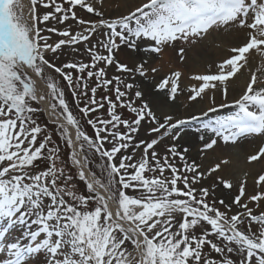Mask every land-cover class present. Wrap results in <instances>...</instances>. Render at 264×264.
Segmentation results:
<instances>
[{"label":"snow or ice","instance_id":"6c2138e0","mask_svg":"<svg viewBox=\"0 0 264 264\" xmlns=\"http://www.w3.org/2000/svg\"><path fill=\"white\" fill-rule=\"evenodd\" d=\"M29 2L26 8L23 0H0V221L7 220L0 230V253L6 250L9 257L3 264H24L42 251L47 254V264H264V174L253 181L255 194H248L245 182H241L233 195L232 181L223 177L206 186L204 181L220 169V164L205 169L195 160L189 161L188 148L179 144L188 126L199 117L177 118L167 112L158 115L136 84L126 83L120 75H107L113 65L130 77H146L149 71H157L145 67L146 61L130 67L116 59L114 53L121 45L139 50L144 42L146 54L159 53L176 41L195 43L213 30L243 32L245 42L231 48L233 55L218 65L216 74L194 77L199 83L192 86L189 99L208 95L214 105L218 85L234 77L248 62L250 51L264 55V0H142L115 18L107 17L99 7L103 0H66L68 7L57 0ZM38 6H52L54 11L38 14ZM77 6L95 19L79 18L74 10ZM70 19L78 27L75 32ZM52 34L62 38L50 43ZM97 34L102 38L90 44ZM81 43L90 63L57 66L55 61L64 47ZM184 51L179 49L181 58ZM57 74L71 89L79 112L94 130L93 136L81 128L70 110L55 79ZM180 77V72L171 73L155 85V90H170L169 99L174 100ZM35 78L46 84L47 94L38 89ZM93 78L96 83L90 87ZM99 88L114 91L115 99L105 95L97 100ZM222 97L221 108L227 106L226 87ZM33 102H47L43 110L71 149V163L79 180L86 182L88 195L77 194L59 147H49L53 136L39 125L36 117L42 107ZM231 103L236 109L232 114L195 129L201 133V141L205 140L203 133L212 134L203 143L204 150L213 149L218 141L227 144L264 136V80L253 72L246 90ZM105 104L108 118H90V114L104 111ZM118 107L127 108L134 119L122 118ZM215 111V107H208L201 115ZM144 125L147 134L155 137L150 141L138 139ZM40 136L43 139L38 143ZM165 138L170 144L167 154L160 155L156 147ZM88 153L106 159L102 171L107 182L89 169ZM176 158L181 167L174 162ZM40 159L50 166L30 174V166ZM248 159H264V147ZM220 187L228 193L226 198L216 196ZM110 202L116 204L115 210ZM233 208L236 212L229 215ZM254 223L259 225L256 231L252 230ZM16 224L38 227L25 232L28 243L5 245L4 234ZM41 234L44 238L38 239ZM206 246L219 258L210 259L204 252Z\"/></svg>","mask_w":264,"mask_h":264},{"label":"bare ground","instance_id":"6f19581e","mask_svg":"<svg viewBox=\"0 0 264 264\" xmlns=\"http://www.w3.org/2000/svg\"><path fill=\"white\" fill-rule=\"evenodd\" d=\"M23 2L26 8L30 7L29 0H23ZM141 2L142 0H103V4L99 5V7L102 8L107 17L115 18L120 14H127L130 9H134ZM90 19H95L94 15ZM243 42H245L243 32L226 28L224 30L210 31L206 37L197 40L195 43L176 41L173 45L164 46L159 53L146 54L143 51V48L146 46L144 42L140 44L137 52L132 51L126 45H121L115 51L117 59L127 63L130 67L146 61L145 67L157 70L154 73L149 71L146 77H140L139 74L135 77L127 76L128 81L126 82L136 84L144 92V99L150 103L158 115L161 112H167L177 118H187L191 115L199 117L188 126L189 131L179 141V144L188 148L187 159L189 161L195 160L196 163L202 164L205 169L215 164H220V169L208 177L204 181V184L206 186L211 185L216 181L217 177L229 179L233 183V195L238 192L241 182H245L248 194H255L254 188L256 186L253 181L258 175L264 174V159L250 161L248 158L256 154L260 147H264V136H249L239 139L236 143L229 142L227 144L218 141L213 149L204 150L203 143L207 142L212 134L203 133L205 140L201 141L199 139L201 133H197L195 129L204 123L232 114L236 109L231 102L238 99L246 90V85L250 82L253 72L256 73L259 79L264 80V55L256 53L254 50L250 51L248 62L239 68L234 77L229 78L225 82V85H218L215 92L216 103L214 105L211 103L208 95H205L203 99L197 98L196 101H191L189 94L193 85L198 86L199 82L194 79L196 75L216 74L218 65L224 59L230 58L233 55L231 48L242 46ZM180 48L185 50L183 58L179 54ZM173 72H180L181 77L178 82V92L175 99L171 100L169 99L170 90L156 91L155 85L163 78L170 76ZM37 82L40 84V90L43 91L46 87L41 84L39 78H37ZM224 87L227 88L228 92L227 106L221 108L219 104L223 100L222 89ZM44 104L47 108L48 105ZM208 107H215L216 111L208 113L207 116L201 115V113L207 112ZM144 130L142 131L144 132L143 139L150 141L152 137L147 134L146 129ZM71 131L74 135V130L71 129ZM223 161H227V163H223ZM227 195L228 193L222 187L216 190V196L219 198H226ZM226 202L231 203V200L226 199ZM250 206L253 207L254 213L258 214L255 204ZM110 207L115 210L116 204L110 202ZM234 209L233 214L236 212V208ZM6 225L7 220L0 221V230L6 227ZM20 228L19 224L9 228L4 234L3 243L7 245L8 243L17 242L15 239L17 240V236L22 233V229ZM38 239H43V236L41 235ZM8 258L6 250L4 253H0V264H3V260ZM38 258L39 255L30 256L24 264H33L32 262L38 260Z\"/></svg>","mask_w":264,"mask_h":264},{"label":"rangeland","instance_id":"374dc122","mask_svg":"<svg viewBox=\"0 0 264 264\" xmlns=\"http://www.w3.org/2000/svg\"><path fill=\"white\" fill-rule=\"evenodd\" d=\"M57 2L64 3V6L68 7V5L66 3V0H57ZM74 10L77 12V16L79 18H82V19H85V20H89L91 18V16H92V14L87 13L86 10H81L78 6ZM47 11H54V8L52 6H49V8H47V9H44L43 7H40V6H38V8H37V13L38 14H43V13H45ZM68 23L72 24L73 32L78 30V27H77V25H76V23L74 21H72L70 19ZM47 26L51 27L52 24L49 23ZM57 27H58V29H62L63 28L62 25H57ZM45 34H47V33H45ZM61 38L62 37L57 35V34H52L51 35V40L49 42L50 43L51 42H58L59 39H61ZM101 38L102 37H101L100 34L95 35L94 37L91 38L90 44L91 43H96ZM90 44H89V46H90ZM72 48H78V50L76 52H73ZM132 51L137 52V50H133V49H132ZM100 52L103 54L104 50L100 49ZM114 55H115V53H114ZM115 57H116V55H115ZM116 59H117V57H116ZM55 62L57 63V66H61L63 63H69V62L90 63V56L85 51L84 43H81L79 46L64 47L63 54H61L56 59ZM99 66L103 67L102 64L99 65ZM73 75L75 76L76 73L74 72ZM84 75H86V73ZM107 75H108V78H111V77L116 76V75H120L122 77V79L125 80V82L128 81V78H127L128 75L117 72L116 68H115V65L108 67ZM55 79L58 82L59 87L64 92L65 100L68 103V105L70 107V110L80 120L81 128L89 136H93L94 135V130L90 126H88L86 124L85 119L83 118L82 114L79 112V109H78V107H77V105L75 103V99L72 96V91H71L70 88H68L66 81H64L61 77H59L58 74L56 75ZM95 83H96V81L93 78L92 80L89 81V86L90 87L91 86H95ZM41 84L44 87H46V88L43 89V91L42 90L41 91L44 92L45 94H47L48 89H47L46 84L43 83V82H41ZM37 87H38V89H40V84L39 83H37ZM41 89H42V87H41ZM135 90L136 89L134 88L132 91L134 92ZM89 95H91L90 92H89ZM105 95L109 96L113 100L115 99L114 91H107L106 92L103 88H99L97 90V94H96L95 98L97 100H100ZM53 102L58 103V101H53ZM140 103H141V101H139V100L136 101L137 105H139ZM33 104H34V106L42 107V111L36 117V119L38 120L39 125L42 128L46 129V134H52L53 141H52V144L49 145V147H52V146L59 147V149H60V159H61V161L64 162V166L66 168L67 174L72 175V177H73L72 183H74L76 185V189L75 190H76L77 194L78 195H85V196L88 195V192H87V189H86V182L79 180V178H78V170L71 163V149L67 146L66 142L60 137L59 132L56 129V125L52 123V120L49 119L46 111L43 110V109H45L44 106L43 105H37L36 102H33ZM82 106H83V104L80 105V107H82ZM106 109H107V104H105V110L104 111L97 112V113H94V114H90V118H94L95 115H102V116H104V118H108ZM117 112L122 115V118H126V119H129V120L134 119V114H132L127 108H119L118 107L117 108ZM142 128H143L142 131H145L144 129L147 130V125H144ZM142 131H140L138 139H143L142 136H143L144 132H142ZM151 137L153 138L154 136H151ZM42 139H43L42 136L38 137V143L41 142ZM169 144H170V140L168 138H165L156 147V151L160 155L167 154V148H168ZM106 147H108V146L106 145ZM45 152H46V150H45ZM88 155H89L90 160H91L90 164L88 165L89 169H91V171L93 173H95L96 178L101 179L102 182H107L106 172L102 171L105 168V166H106V159H101L97 153H88ZM174 162L177 164L178 167L182 166V162H180L178 160V158H176V160ZM34 165L35 166H30V168H31L30 174H35V173H37L39 171L47 170V168L50 166L48 161L44 160V159H40L37 162H34ZM57 166L58 167L61 166L59 162H58ZM147 175L151 176L152 174L151 173H147ZM165 175L170 176V172L166 171ZM128 194H134V193L129 192ZM66 199H70V198L66 197ZM46 202H48V201H46ZM216 206L218 208H220L221 211L225 210L219 204H217ZM234 211H235V209L233 208L232 211L229 213V215L233 214ZM33 218L34 217L29 218V223L31 222V219H33ZM1 222H3V221H1ZM19 226H21L20 229H22V233L17 236V240L15 239V241H20L22 244H26L27 240H25V238H26L25 237V232L26 231H34V230H36V228L38 226H32V228H28L26 225H22V224H19ZM242 227H246V225L242 226ZM258 228H259V225L254 223L252 230L256 231V230H258ZM41 235L44 238V234H41ZM125 246L128 248L129 251L133 250L130 242H126ZM204 252L208 254L210 259H218L219 258L218 254H216V253H214V252H212L210 250V246H206L205 249H204ZM36 255H39V258H38V260L32 262L33 264H47L48 257H47V254L45 252L42 251V252L36 253L33 256H36Z\"/></svg>","mask_w":264,"mask_h":264}]
</instances>
